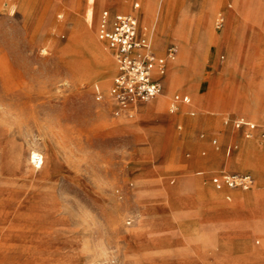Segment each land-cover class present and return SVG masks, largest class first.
I'll use <instances>...</instances> for the list:
<instances>
[{
  "label": "rangeland",
  "instance_id": "374dc122",
  "mask_svg": "<svg viewBox=\"0 0 264 264\" xmlns=\"http://www.w3.org/2000/svg\"><path fill=\"white\" fill-rule=\"evenodd\" d=\"M120 1L0 0V264H264V200L255 199L257 215L232 214L244 208L237 195L264 191V107L251 116L229 107L239 95L264 96V0L236 17L234 37L254 40L238 54L221 44L233 23L223 10L210 23L213 45L190 23L211 0L150 4L166 39L158 54L172 46L181 54L184 13L194 59L169 60L171 88L127 111L110 94L115 60L98 35L102 11L132 12L131 0ZM225 8L235 12L236 1ZM142 28L141 15L139 36L150 42ZM175 95L190 102L173 111ZM236 119L257 130L248 137ZM153 142L166 143L162 160L149 153ZM209 158L213 167L191 168ZM219 171L249 175L253 187L225 188V214L216 210L212 228L197 229L191 184L202 178L213 188ZM244 238L254 245L247 254L224 250Z\"/></svg>",
  "mask_w": 264,
  "mask_h": 264
},
{
  "label": "built area",
  "instance_id": "2783aa9c",
  "mask_svg": "<svg viewBox=\"0 0 264 264\" xmlns=\"http://www.w3.org/2000/svg\"><path fill=\"white\" fill-rule=\"evenodd\" d=\"M142 1L133 0V8L140 10ZM221 21L218 22V28L221 27ZM98 35L100 40L108 44L116 63L110 94L120 109L132 110L161 94L163 86L160 78L167 72L168 61L176 56V48H170L165 57L158 56L151 48L148 38L139 36V20L132 15H116L112 19L109 12H104ZM189 102V97L176 95L172 102L173 111L178 104ZM235 127L246 128L248 137L257 130L256 124L244 120L236 121ZM260 131L264 143V128ZM213 181L218 188L244 191L252 189L254 184L249 175L222 174Z\"/></svg>",
  "mask_w": 264,
  "mask_h": 264
},
{
  "label": "crops",
  "instance_id": "0c3cea01",
  "mask_svg": "<svg viewBox=\"0 0 264 264\" xmlns=\"http://www.w3.org/2000/svg\"><path fill=\"white\" fill-rule=\"evenodd\" d=\"M102 1L106 2L107 0H102ZM111 1L113 3H114V1L117 2V0H111ZM144 1L145 0L142 1L141 9L140 10H135L133 8V0H131V2H132V12L131 13H125L124 11H117V10H104L101 13L100 22H101L103 13L106 12V11L110 13L112 19L116 15H132V16H135L139 20L141 15L143 17L142 8H143ZM156 1H158V0H146L145 4H154ZM199 11H200V9H198V12L194 14L193 18L190 20V23H191L192 20L197 21V24L195 26L199 27V30H201V24H202L201 22H202V20L205 19V15H204L205 12H202V10L200 12ZM225 14H226V12H225ZM240 14H243V13L236 14L230 19V22H233V23H232V25L230 23L229 26H227V28H228L227 29V36H226L227 37L226 38L227 42L225 44L226 49H228L230 51L234 50V52L237 53V54L240 53V52H245L246 51L245 48H246V46H249V43H254V40L253 41H249L248 40V36H246V35L242 36L240 42L238 41L239 40L238 36L236 38L234 37V32L238 29V27H237L238 25L236 23L237 22V18L236 17H238V15H240ZM185 17H186V15L183 13L181 15V18H180V20L182 22L179 24V26L183 28V31H186V29H187L185 27V25H184ZM220 19L222 21H224V17L220 18ZM190 23L188 24V26L190 25ZM162 41H166L165 37L162 38ZM172 47H174V46H172ZM172 47H169L168 50L170 48H172ZM232 47H234L233 50H232ZM152 49L160 57H165L166 54H167V51H168L167 50L165 52V54H163V55H159L156 49H154V48H152ZM168 63H169V61H168ZM168 66H169V64L167 65V72H168ZM167 72H166V74H167ZM115 74H116V63H115ZM166 74L163 77L160 78L162 86H164L166 84V81H165ZM180 96L185 97L184 95H180ZM172 102H173V100H172ZM180 104H185V103H180ZM141 105H143V104H141ZM229 107H231V109H233L234 111H236L239 114H244L246 116H251L252 114H254L256 112V110L258 108L264 107V96L262 97V101H261L260 106H258V104H256L255 96L253 98V101L248 103L246 96L243 97V96L239 95L238 99L236 100V104L234 106H229ZM201 109H202L201 105L198 104V105H195V106H190L187 109L185 108L184 110L187 111V112H198ZM236 121H239V119L238 120L236 119L234 121V125H235ZM258 131H260V129ZM164 147L165 148L167 147L166 143L159 144L157 142H153V144L149 147L150 150L148 149V151L152 155H155V157L157 159H159V160L161 159L162 160L163 159V156H162L163 152H160V149H162ZM246 149L249 150L250 148L247 147ZM214 165L215 164L213 163V160L211 158H209V159H200V160H196L195 162H192L191 168L192 169H195V168H197V169H209V168L213 167ZM262 169H263V172H264V163H262ZM222 174L243 175V174L231 173V172H228V171L215 172V173L211 174V184H212L214 189L211 186H209V185L208 186L204 185L202 178H198L193 184H191V189H192V191L194 190V195L196 196V202H197V206H196V210L195 211L197 212V216H199V218H202V219H197V221L193 222L195 224V228H197V229H200L202 227H204V228H212V225L210 224L209 218L216 213V210H218V212H221L222 214H225V210H224V204L225 203H223V196H224L223 190L225 188H227V187L218 188L214 184V181H213L215 177L221 176ZM198 175L201 176V175H203V173L199 172ZM257 194L260 195V196L264 195V191L259 190L258 192H256V193L253 192V193H251V194H249L247 196H245V195H237L236 198L238 199V202L243 203L244 208L243 209H239V208L236 209L235 208V210H234V212L232 214L235 215L238 212L239 213L241 212L243 215H245V214L247 215L248 213H251L253 215H257V213L259 214V212H261V210L258 208V205H257L256 200H255L256 197H257ZM261 198H259V199H261ZM249 199H250L251 202H253L254 205H253V208L251 210L247 211L246 210L247 209L246 202ZM263 199H264V197H263ZM253 246L254 245H253L252 241L250 239H248V238H244L242 240H236V241H233V242L225 243L223 245V247H225L224 250L226 252H230V253L237 252V253H241V254H247L248 251Z\"/></svg>",
  "mask_w": 264,
  "mask_h": 264
},
{
  "label": "bare ground",
  "instance_id": "6f19581e",
  "mask_svg": "<svg viewBox=\"0 0 264 264\" xmlns=\"http://www.w3.org/2000/svg\"><path fill=\"white\" fill-rule=\"evenodd\" d=\"M235 1L237 3V8H236V11L233 12V13H229V12L226 11V8H225L226 0H211L210 1V5H209L207 11L205 12L206 13L205 14V19H204V21H203V23L201 25L200 42H202V43H208L209 42L212 45L215 43L216 36L212 33L211 24L210 23H211L212 18L218 12L224 10L226 12V14H227L228 21L230 22V19L234 15L239 14V13H243L246 9L250 8L253 5V2H254V0H235ZM117 3H118V7H119L121 5V1L117 0ZM151 14H152V8L150 7V4H145L144 9H143V17H142V24H143V30H144L143 34L145 36L148 35V37L150 39V42H151V44H152L154 49H156L158 51H162L163 48H164V45H165V41H162V39L159 38V32H160V28H161L160 27L161 14H160L159 18L157 17V20L153 19L151 17ZM188 29L189 28H187L186 30H188ZM227 29L221 35V44H222L223 47L225 46V44L227 42V39H226L227 38L226 37L227 36ZM177 32H179V34H180V38L179 39L182 41V43H181L182 44V51H181L180 55H178V56L174 57V59L170 60V64L171 65L180 64V63L188 62V61L190 62V61H192L194 59V51L189 46L188 37L186 36L187 35L186 31H183V28H179L177 30ZM166 83L171 88V86H172V76H170V77H168L166 79ZM261 97H262L261 95H258V97H256V99L259 102H261V100H262ZM164 104H165L164 99L163 98L160 99V101L158 103H156L155 110L156 111H160L164 107ZM31 159H32V161H35V163L40 162L41 165L43 164V160H42L41 156L39 154H37V153H33ZM258 191L259 190H256V191H254V193H256ZM257 197H259V198L262 197L261 198V200H262L264 195L260 196V195L257 194Z\"/></svg>",
  "mask_w": 264,
  "mask_h": 264
}]
</instances>
